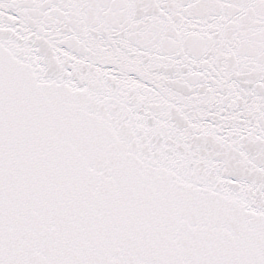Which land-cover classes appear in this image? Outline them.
I'll return each mask as SVG.
<instances>
[{
    "label": "snow or ice",
    "instance_id": "6c2138e0",
    "mask_svg": "<svg viewBox=\"0 0 264 264\" xmlns=\"http://www.w3.org/2000/svg\"><path fill=\"white\" fill-rule=\"evenodd\" d=\"M0 264H264V0H0Z\"/></svg>",
    "mask_w": 264,
    "mask_h": 264
}]
</instances>
